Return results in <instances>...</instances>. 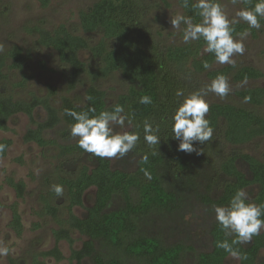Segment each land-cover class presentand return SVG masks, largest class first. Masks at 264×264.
Wrapping results in <instances>:
<instances>
[{
    "label": "trees",
    "instance_id": "trees-1",
    "mask_svg": "<svg viewBox=\"0 0 264 264\" xmlns=\"http://www.w3.org/2000/svg\"><path fill=\"white\" fill-rule=\"evenodd\" d=\"M41 1L48 3V0ZM140 1L98 0L89 9L82 10V30L102 35L100 42L93 47L89 46L84 36L72 33L65 24L54 30L42 27L33 29L38 34L37 44L55 50L60 61L68 66L70 90L77 87L85 73L90 75L92 84L86 91L84 104L78 105L65 96L61 106L56 107L48 96L34 94L30 100H17L0 92V129L9 130V121L17 114L24 113L36 124V127L28 128L24 139L40 147L57 144L56 140L45 136L46 130L55 128L61 121L70 125L75 122L71 116L65 115L66 109L80 112L94 107L99 113L120 104L131 116L133 128L130 131L140 133L134 148L139 157L133 170L114 167L110 158L87 153L77 142L60 145L62 155L74 156L82 163L76 176L60 179V184L67 191L65 209L68 217L59 220L61 226L53 230L55 246L34 255L31 264H47L40 256H52L56 261L64 259L59 243L65 239L73 244V230L86 239L80 249L72 248L70 264H87L88 261L91 264H227L230 254L216 247V242L227 239L231 243L234 237L225 236L215 219L214 207L227 205L238 188L247 190L252 187L257 188L253 201L264 204V161L249 153H232L218 160L222 142L217 138L222 135L226 142L236 145L263 136L262 115L231 103H211L206 118L210 119L214 129L213 136L204 144L195 142L199 154L178 151L179 141L171 131V117L184 98L178 97L176 92L182 90L185 95L186 79L189 76L205 72L210 79H215L217 75L228 77L233 73L236 81H243L261 78L264 72L253 66L226 65L212 68L216 62L215 57L204 50L203 39L164 49L154 46L143 22ZM184 2L179 0L184 14L192 16L194 22H200L201 17L192 8L195 0H188V7H184ZM255 2L249 0L245 3L241 0L244 8L254 7ZM260 23L264 27V18L260 19ZM235 28L236 33H239L249 26L239 21ZM250 34L257 36L258 29H250ZM85 48L91 49L99 63L90 70L79 56V51ZM8 58L11 59L8 65L10 69L23 70L31 55L18 44L12 46L7 54H1L0 83L7 77L4 68ZM205 62L209 64L208 68L204 67ZM114 72H121L130 86L127 92L110 103L105 90L95 82ZM28 80L29 76L24 74L16 86H25ZM50 88L51 94L56 93L54 87ZM145 95L151 97V104L139 102ZM236 95L253 105L264 103V87L240 90ZM40 106L47 111L46 118L41 122L35 116ZM145 119L159 126L158 135L161 139L155 146H149L144 141ZM0 144L7 145L5 151L0 153L1 158L7 155L12 140L3 138ZM7 182L15 188L19 197L25 195L24 181L8 177ZM91 188L96 191L93 203L87 207L84 205L85 194ZM42 200L45 212L58 218L60 207L48 195H43ZM76 206L86 207L82 216L74 213ZM12 209L11 227L17 235H21V214L16 205ZM188 212L192 215L191 222L195 224H199L198 219L203 215L204 218L207 214L214 216L208 225L210 239L207 250L202 248L197 251L193 249L194 246L181 240L169 242L161 233L149 230L151 225L154 226L156 222L161 224L173 215L179 217L176 222H182ZM170 221L173 222L172 219ZM39 226L36 224V227ZM233 247L241 254L239 264H257L261 250L264 249V229L250 243ZM101 248L106 254L101 252ZM189 254L193 258L191 262L185 260ZM10 264L18 262L11 258Z\"/></svg>",
    "mask_w": 264,
    "mask_h": 264
},
{
    "label": "rangeland",
    "instance_id": "rangeland-1",
    "mask_svg": "<svg viewBox=\"0 0 264 264\" xmlns=\"http://www.w3.org/2000/svg\"><path fill=\"white\" fill-rule=\"evenodd\" d=\"M98 0H48L44 4L41 0H0V55L7 54L15 44L21 45L31 58L26 62L23 70L10 69L11 59H7V66L4 72L7 77L0 83V92L3 95L12 96L17 100H30L32 96L49 97L52 104L60 107L62 98L70 97L78 105L86 101V91L92 84L91 77L85 73L74 90L68 88L69 68L59 59L58 53L52 48L43 47L37 44L38 34L33 29L42 27L54 30L61 24H65L72 33L84 36L89 46L98 44L102 38L100 33H85L80 24V12L89 9ZM142 18L149 36L154 46L164 49L168 46L185 44L182 40L183 25L180 30H175L170 23L172 15L184 14V10L179 4V0H141ZM229 19L236 16L242 3L233 4L232 0H222ZM185 15V14H184ZM237 19H239L237 17ZM242 21V20H240ZM192 42V41H191ZM245 51L237 54L233 58L235 66H253L264 72V27L258 29V35L249 34L244 40ZM80 58L87 64L90 70L99 65L93 56L90 48L79 51ZM231 64L214 63L212 68H222ZM24 74L29 76L25 86H16V83L23 79ZM228 82L230 91L224 98H220L215 93L208 92L206 95L209 105L213 102L231 103L246 109L255 111L264 117V103L253 105L236 95L237 91L264 87V76L258 79H247L236 81L233 73L229 75ZM213 79L204 73L189 76L186 79L185 95L192 91L203 89L210 84ZM95 84L105 90L108 101L114 103L119 95L128 91L130 83L123 77L121 72H114L107 77L98 79ZM56 89V93L51 94V88ZM37 121H43L47 116V111L43 106L37 108L35 112ZM126 128L130 131L133 123L125 122ZM9 130L0 129V139L8 138L12 140L7 155L0 158V244L9 247L8 256L0 257V264H10V259L14 258L18 264H31L33 256L44 251H48L55 246L53 230L61 226L59 220H65L68 212L65 209L67 203V191L64 187L62 196H57L52 190L53 184H60L62 177H74L78 173L81 161L71 155H62L60 145L73 144L76 142L70 135V124L61 121L53 129L46 130L45 136L57 141V144L40 147L35 142H27L24 136L30 127H36L31 122L28 115L19 113L8 123ZM117 131L122 129L116 126ZM221 133V132H220ZM221 143V153L218 160L226 158L232 153H249L264 161V135L255 138L245 144H231L219 135ZM138 154L132 149L124 157L110 158L114 167L124 170L135 168ZM26 183V192L23 197H19L15 188L8 184L7 178ZM95 188H91L85 194L84 205L90 206L93 203ZM250 201L254 202L257 188L246 190ZM43 195H48L52 202L60 207L58 218L47 214L44 210ZM116 201L115 205H117ZM16 205L22 217L23 232L21 235L11 227L13 219L12 206ZM86 207L76 206L74 213L82 216ZM203 215V214H202ZM202 216L198 223H192L191 213L185 214L184 221L176 222L178 216H170L168 220L161 223L156 222L149 228L150 231L161 233L169 242L181 240L186 244L194 246L193 249L200 251L202 248H209V222L214 216ZM172 219L173 222L170 221ZM160 221V220H157ZM187 221L188 223H186ZM39 224V227H36ZM164 225L166 227H164ZM262 230V229H261ZM73 244L68 240H62L59 246L65 256L64 259L56 261L52 256L43 257L47 264H70L69 256L72 248L80 249L86 239L78 231L73 230ZM101 252L105 253L101 248ZM193 255V254H192ZM192 256L187 255L185 260L192 261ZM240 258L229 256L227 264H239ZM87 264H91L88 261ZM257 264H264V249L261 250Z\"/></svg>",
    "mask_w": 264,
    "mask_h": 264
},
{
    "label": "clouds",
    "instance_id": "clouds-1",
    "mask_svg": "<svg viewBox=\"0 0 264 264\" xmlns=\"http://www.w3.org/2000/svg\"><path fill=\"white\" fill-rule=\"evenodd\" d=\"M240 2L241 0H232L233 4ZM244 2L247 3L249 0ZM184 7H188V0H185ZM192 8L196 15L201 17L200 22H194L192 16L176 14L172 15L170 23L175 30H180L181 25L184 26L182 40L185 44L203 39L204 50L214 54L218 64L235 66L233 57L244 53V40L250 34V29H260L262 27L260 19L264 18V0H256L254 7L241 8L232 19H229L222 0H195ZM240 20L246 22L249 28L236 33L235 25ZM204 67L208 68L209 64L205 62ZM229 91L228 78L220 74L203 89L192 91L188 95H184L182 90L176 92L178 97H184L171 117V131L173 137L179 141L178 151L199 154L194 146L195 142L204 144L212 138L214 131L210 119L206 118L210 110L206 95L212 92L224 98ZM87 99L90 100L91 97ZM139 102L147 105L152 103V99L145 95ZM65 115L71 116L75 121L70 126V135L76 139L78 146L100 158L124 157L136 147L140 139L138 131L123 130L126 128V121L131 124V116L120 104L99 113L94 107L80 112L66 109ZM116 126L122 130L117 131ZM143 133L144 141L149 146L160 143L159 126H154V123L147 119L143 121ZM6 147L7 145L0 144V153H3ZM51 190L57 196H62L64 186L53 184ZM214 212L215 219L225 236L234 237L231 243L227 239L217 241L216 247L233 257L239 258L241 255L233 245L250 243L252 238L264 229V204L250 201L244 188H238L227 205H216ZM10 251L12 250L9 247L0 244V257L8 256Z\"/></svg>",
    "mask_w": 264,
    "mask_h": 264
}]
</instances>
